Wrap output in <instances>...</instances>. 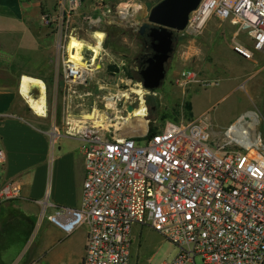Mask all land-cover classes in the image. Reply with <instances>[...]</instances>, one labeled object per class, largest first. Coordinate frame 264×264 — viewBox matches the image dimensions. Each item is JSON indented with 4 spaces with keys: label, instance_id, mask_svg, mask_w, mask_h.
Returning a JSON list of instances; mask_svg holds the SVG:
<instances>
[{
    "label": "built area",
    "instance_id": "1",
    "mask_svg": "<svg viewBox=\"0 0 264 264\" xmlns=\"http://www.w3.org/2000/svg\"><path fill=\"white\" fill-rule=\"evenodd\" d=\"M77 7L78 0H57L54 13L43 14L42 22L55 30L65 53L63 133L83 144L82 203L79 208L55 206L51 214L46 203L43 217L67 235L87 227L82 264H132L135 226L153 229L178 249L177 257L163 264H264L261 136L257 134L258 144L245 145L239 136H246L247 130L238 120L223 136L214 137L209 119L201 117L168 122L155 134L148 128L144 134L122 137V121L130 117L128 107L146 108L149 93L142 83L133 82L125 65L118 67L123 77L114 73L120 75L116 86L134 85L141 94L136 92L133 99L134 93L127 89L103 95V107L95 103L84 111L78 104L74 110V98L94 97L93 91L80 89L88 86L102 69L100 61L109 56L100 46L98 52L81 53L86 68L71 60L68 43L72 38L81 40L78 28L71 25ZM213 19L228 21L246 35L251 49L246 39H237L233 47L245 59L264 53V0H203L185 31L200 33ZM60 136L54 125L52 141ZM6 160L0 137V166ZM20 192V187L4 186L0 203L18 198Z\"/></svg>",
    "mask_w": 264,
    "mask_h": 264
},
{
    "label": "rangeland",
    "instance_id": "2",
    "mask_svg": "<svg viewBox=\"0 0 264 264\" xmlns=\"http://www.w3.org/2000/svg\"><path fill=\"white\" fill-rule=\"evenodd\" d=\"M160 1L78 0V15L73 19L72 27L78 28L85 47L95 48L96 34L102 33L104 38L100 46L109 53V56L100 61L102 69L94 74L88 86L80 89L81 93L85 90L93 91L94 97L74 98L71 102L73 109L78 104L82 105L80 108L84 111L90 110L95 103L103 107L105 103L104 101L101 104L103 95H116L127 89L134 93L132 95L133 99L135 98L139 87L116 86L119 76L123 77L118 67L125 65L126 72L128 68L136 69L133 60L142 50V40L140 25L135 18L139 11L144 10L146 13ZM32 2L38 4L36 6L38 14L34 19L37 22L36 24L31 22L32 38L22 47L32 48L34 51L31 55L22 57L20 74L39 78L46 84L47 115L45 117L36 115L27 104L25 113L43 121L48 129L52 124H56L58 128L62 126L64 131L66 124L62 116L65 96L63 81L65 53L55 30L42 22L43 14L54 13L57 0ZM112 30L117 31L119 36H113ZM245 37V34H239L237 28L228 21L217 19L210 21L200 33L184 31L177 34L175 53L167 66L164 84L157 90L148 91L145 96L148 113L146 131L149 128L150 131L159 132L168 122H189L207 117L212 126L213 136L218 137L223 136L227 127L236 119L245 113L255 112L259 119L256 132L264 142V53L257 54L250 61H242L236 57L233 54L235 41L239 39L245 42ZM115 38L119 39L127 58L124 54H116L107 45ZM248 41L247 47L251 49ZM114 73L120 75L115 76ZM133 82L136 84L140 81L133 79ZM97 95H101V100H98ZM31 96L38 99L40 97L38 89H32ZM122 123L125 125L124 121ZM63 131L60 133L64 135ZM46 217L43 219L47 220ZM45 227L46 223L34 237V245L39 243L40 235L46 231ZM76 231H79L78 234L70 241L81 240L83 234L87 232V227H81ZM67 245L68 243L58 244L49 249L50 264H68L67 256L60 258L57 256V252L62 251ZM177 254L178 249L153 229L134 227L132 264H163L173 261Z\"/></svg>",
    "mask_w": 264,
    "mask_h": 264
},
{
    "label": "crops",
    "instance_id": "3",
    "mask_svg": "<svg viewBox=\"0 0 264 264\" xmlns=\"http://www.w3.org/2000/svg\"><path fill=\"white\" fill-rule=\"evenodd\" d=\"M37 5L32 0H0V137L7 157L0 166V195L6 185L21 190L18 198L0 203V264H50L49 249L65 243L58 258L67 256L68 264H82L87 232L81 240L70 241L79 231L67 235L42 215L46 203L50 214L55 206H81L86 169L80 140L63 135L52 141L54 125L48 129L25 113L29 104L21 93L25 75L20 74V63L34 51L22 46L32 38L30 24L37 22ZM233 54L250 61L234 50ZM44 223L46 231L34 245Z\"/></svg>",
    "mask_w": 264,
    "mask_h": 264
},
{
    "label": "water",
    "instance_id": "4",
    "mask_svg": "<svg viewBox=\"0 0 264 264\" xmlns=\"http://www.w3.org/2000/svg\"><path fill=\"white\" fill-rule=\"evenodd\" d=\"M203 0H161L146 13L144 10L136 16L141 33L148 31L151 48L154 51L148 65L140 71L142 86L148 91L159 89L166 79L167 65L172 59L177 42V34L184 32L190 16ZM236 55H243L235 51ZM129 111L133 106L128 107Z\"/></svg>",
    "mask_w": 264,
    "mask_h": 264
},
{
    "label": "bare ground",
    "instance_id": "5",
    "mask_svg": "<svg viewBox=\"0 0 264 264\" xmlns=\"http://www.w3.org/2000/svg\"><path fill=\"white\" fill-rule=\"evenodd\" d=\"M96 37L99 40L97 41L98 42L97 48H93L90 46L85 47L86 44L84 42L76 38H72V40L68 43V47H67L71 60L79 63L80 65H82V67L86 68L87 65L82 61L83 58L81 53L84 52L85 50L98 52L97 49L100 47L104 36L102 33L98 32L96 34ZM32 89H38L40 95L38 99L31 96ZM46 91H47L46 84L44 83L43 80L26 75L23 77L21 83V93L23 97L26 99L32 111L36 115L41 117H45L47 115ZM136 92L138 94H141L143 91L140 88L136 90ZM132 113H134L133 117H132ZM147 115L148 113L144 105L139 106V108L137 109H133L130 112V117L124 119L125 125L122 123L123 133L121 134V136L123 137L124 135L144 134L147 128V121H146ZM239 120H241L244 125L243 129L247 130L246 136L240 135L239 140H241V142H243L247 146L258 144L260 142L256 133V125L259 122L258 114H256L255 112H248L245 113V115L242 116ZM245 120H247L246 123L244 122Z\"/></svg>",
    "mask_w": 264,
    "mask_h": 264
},
{
    "label": "trees",
    "instance_id": "6",
    "mask_svg": "<svg viewBox=\"0 0 264 264\" xmlns=\"http://www.w3.org/2000/svg\"><path fill=\"white\" fill-rule=\"evenodd\" d=\"M117 31H111V33H113V36H119V34L116 33ZM142 40V38H141ZM107 45L112 49L113 52H115L116 54H124V56L127 58V55L125 54V52L123 51V48L120 46L119 44V39L118 38H115L113 39L112 42L110 43H107ZM145 53V52H144ZM144 57V56H143ZM146 60V57L145 59L144 58H139V61H136L135 62V66H136V69H141V65L142 63H144V61ZM112 68H115V67H112ZM117 69V68H115ZM136 69H132L130 70L128 68V71H127V75L130 76L132 79L134 80H138V81H141V77H140V74H139V71L136 70ZM59 115V114H58ZM157 133L156 131H150V134H155Z\"/></svg>",
    "mask_w": 264,
    "mask_h": 264
},
{
    "label": "flooded vegetation",
    "instance_id": "7",
    "mask_svg": "<svg viewBox=\"0 0 264 264\" xmlns=\"http://www.w3.org/2000/svg\"><path fill=\"white\" fill-rule=\"evenodd\" d=\"M140 35H141V38H142V50L139 52V54L137 56H135L133 62L135 64V62L136 61H139V58H141V57L144 58V59L146 57V60L144 61V63H142L140 70L139 69H136V70L139 71V74H140V71L148 65L147 61L150 58H152V56L154 54V51L151 48V41L148 38V31L146 30L143 33H141V28H140ZM176 38H177V36H176Z\"/></svg>",
    "mask_w": 264,
    "mask_h": 264
}]
</instances>
